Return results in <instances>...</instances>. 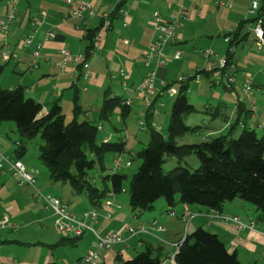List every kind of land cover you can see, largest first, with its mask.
Segmentation results:
<instances>
[{
  "label": "crops",
  "instance_id": "1",
  "mask_svg": "<svg viewBox=\"0 0 264 264\" xmlns=\"http://www.w3.org/2000/svg\"><path fill=\"white\" fill-rule=\"evenodd\" d=\"M85 1L94 4L96 16L87 19L88 13H86L84 18H66L64 16L65 0H0V18L7 17L11 12L15 13L9 32L7 34L0 32V53L2 54L4 50L11 52L9 57L0 55L1 64L4 66L3 72L8 77V87L23 84L27 93L43 104V111H47L56 99L61 102L63 108L64 105L74 107L77 94L82 107L86 106L85 114L89 116L91 115L89 108L93 110V115H100L107 91L112 95H120L121 91L126 93L121 96L127 98L132 106L135 102L132 96L145 100L140 93L139 85L151 69L158 71L157 89L163 88L164 81L177 82L181 75L192 76L199 70L207 69L209 74L204 79H195L200 81L197 82L199 86H202L206 80L210 85V88L208 87L211 91L210 95L216 100V103L207 102L205 105L206 110H212L209 113L214 119L213 122H207L208 132L205 138L226 132L231 127V123L238 118L242 121L241 124L244 123L245 126L257 131H264V47L258 46L255 36L253 40L246 38L235 47L233 58L239 69V78L245 72L253 80V93L244 95L242 92L232 91L223 86L221 91L212 89L220 86L212 83L215 73L210 69L209 60L203 55V49L211 48L222 57L226 56L228 46L223 36L221 40H218L214 35L212 6H216L213 0H126L124 7L127 9L128 25L123 24V17L120 15L113 18L110 30L104 34V41L88 57L91 62L88 78L80 77L82 70L71 60L63 66L57 65V62L62 59L60 52L65 47L72 53H87L89 45V40L86 38L87 29L99 26L101 16L104 13H112L119 0ZM244 4H248V9L250 8V0H234L233 7L237 5L241 8ZM180 5L186 6L193 12V19L179 27L177 31L180 37L166 46L168 64L158 68L157 58L152 56L150 68L147 67L144 64L143 53L156 41L158 34L151 20L154 10L161 8L165 15H169L175 13ZM227 29L230 28L225 30ZM51 30L55 31L54 37L47 36ZM29 35H32L30 44L21 47L19 43ZM37 42H42L43 46L37 56L38 66L33 67L31 62ZM179 49L182 50L181 56L174 58L175 52ZM122 70L126 75L122 74ZM189 86L188 92L192 89L191 84ZM163 105H165L164 101L159 104V106ZM253 105L257 106L254 111ZM158 112L157 106L155 114ZM114 113L121 115V109H115ZM101 124V130H103L104 124ZM154 125L157 128L160 127L155 122ZM111 134L106 135L104 139H111ZM0 153L8 155L2 150ZM1 161L2 158H0ZM9 172V169L5 172L0 170V223L5 218H8L9 223L6 228L0 225V264H4L5 261L10 264L55 262L52 253L49 252V248L54 247L49 244L55 242L46 237L47 231L52 228L56 230L52 210L46 208L42 201L31 196V189L28 186L24 187L25 184L19 183V187L12 186V181L15 179ZM40 186L42 187L41 184ZM80 201L81 204L85 203L84 199ZM115 202L116 204L110 209L101 210V219L97 227L103 228L104 232L116 230L123 235L127 233L126 238H132L134 236L129 234L125 228L126 225L137 227L150 223L151 220L146 222L142 220L144 212L134 211L131 206L126 207L119 195ZM87 203H89L88 206L86 203L79 204V208L71 209L79 214L93 207L89 199ZM117 204L120 206L117 207ZM186 206L192 214L188 222L181 219ZM161 208H165L167 212V202H161ZM129 209L133 211V214L138 212V216L132 215ZM172 210L174 215L164 214L163 220L155 217L165 226V230L161 232L153 230L151 234L141 235L137 239V241L142 240V243L137 242L141 243L138 249L148 245L163 246L165 256L162 264H169L172 243L182 238L185 232L191 233L203 226L218 233L229 250L236 251L244 264L256 262L264 264V217L260 216L251 203L235 199L226 203L224 208L218 211L200 204L177 201ZM106 213L112 214L111 220L104 217ZM222 216H238L246 226L240 227L239 222L230 218L224 219ZM14 223L20 225L19 232L13 230ZM35 223H41L42 237L38 236L40 234L38 227L31 228ZM85 234L86 232L82 239ZM92 235L93 240L94 235ZM59 236L62 237L60 234ZM127 242L124 248L131 249L132 246ZM116 250L122 258L123 251ZM101 251L104 257L105 250ZM82 256H75V260L70 262L67 257L58 254V260L61 264H78V259Z\"/></svg>",
  "mask_w": 264,
  "mask_h": 264
},
{
  "label": "trees",
  "instance_id": "2",
  "mask_svg": "<svg viewBox=\"0 0 264 264\" xmlns=\"http://www.w3.org/2000/svg\"><path fill=\"white\" fill-rule=\"evenodd\" d=\"M125 2L126 0L118 1L116 9L109 14L111 21L119 15V9L124 6ZM250 3L252 4L251 0ZM250 8L248 16L239 20L237 28H230L231 31L225 30L223 35V40L228 45L225 57L229 63H235L233 59L235 47L247 38L249 32H253L252 28L260 18L264 20V0L260 1L256 12H251ZM104 22L105 17L101 16L99 26L87 29L88 57L91 54L90 51L97 48L95 45L96 35L101 31ZM227 37H229L228 42L225 41ZM0 55L2 56L1 53ZM3 67L0 63V79ZM79 68L82 70L80 77H83V68L81 65ZM200 71L205 76L209 74L207 69ZM190 81L187 83L178 82L180 84L179 92L174 98L166 133L160 131L153 122L156 102L164 92L159 93L153 103L148 105L145 119L149 125V142L136 152H130L127 146L128 139L125 137L117 141L105 139L98 142L97 137L101 129L99 125L102 122L96 123L90 119L79 120V116L84 110L77 94L74 99L73 119L66 122L62 104L58 99L51 103L47 111H43V104L29 95L23 84L5 88L0 81V125L4 121L16 122L21 139L17 140V158L14 159H20L25 153L27 146L24 144V140H31L37 135L42 136L45 143L40 146V157L49 169L51 180L69 183L76 193H82L88 197L93 207L86 210L98 212V221L95 223L97 229L101 219V210L106 208L105 201L111 199L115 205L117 196L123 192L129 193V204L134 211H151L155 208V203L162 197L166 199L168 209L164 213L168 215H174L172 207L177 204V201L200 204L221 211L227 202L241 199L254 205L260 216L264 217V133L259 134L256 129L245 126L244 123L241 124L242 121L238 118L222 134L202 138L199 141H180L188 133H196L202 128L201 125H189L186 122L187 115L197 110L188 96ZM168 83L174 84L175 82ZM212 83L216 85L213 80ZM223 87L225 88V86ZM117 108L121 109L124 121L131 113L132 105L127 98L117 94L112 95L107 91L102 103L100 119H110ZM208 112H212V110ZM239 125L242 130L235 134L234 131ZM109 152L115 154L114 167L116 169L124 165H132V159L125 157L126 152H130L131 157L140 159L141 163L128 182V186L126 185L128 175L119 171L104 174L102 186L96 184L95 179L91 176V171L97 165L103 170L106 169L104 159ZM193 154L199 159V166L191 170L183 163L188 156ZM167 155L176 157L178 164L165 171L164 163ZM119 156L123 160L120 165H116L115 160ZM38 187L43 190L40 185ZM63 202L67 203L68 208L73 211L68 202L65 200ZM119 206L117 204V207ZM107 215L108 213L104 217L111 220L112 214L111 217ZM135 215L138 216V212ZM183 215L184 213L181 215L182 220ZM140 226H144L146 231L140 230ZM159 226H162L163 229H160ZM12 227L14 231L20 229L18 223L12 224ZM130 228L127 230L132 236L151 234L154 232L153 230L157 232L165 230V226L157 218L148 225ZM87 231L85 230L84 233ZM83 234L76 237L62 236L59 241L49 245L56 247L66 242L75 243ZM123 237L124 241L114 243L109 248L125 243L130 238H126L124 235ZM96 239L94 235V242ZM181 239L172 243L169 257L176 250L175 243ZM137 242L142 243V240ZM141 243H137L138 246H141ZM164 256L163 246L148 245L133 257L122 259L117 255V259L120 260L119 264H162ZM176 260L179 264H244L236 251L229 250L226 242L218 233L203 226L187 234L176 253ZM46 264H56V262L49 261Z\"/></svg>",
  "mask_w": 264,
  "mask_h": 264
},
{
  "label": "built area",
  "instance_id": "3",
  "mask_svg": "<svg viewBox=\"0 0 264 264\" xmlns=\"http://www.w3.org/2000/svg\"><path fill=\"white\" fill-rule=\"evenodd\" d=\"M261 0H251V12H256L259 8ZM216 6H226L231 7L234 3V0H213ZM66 9L64 16L66 18H84V14L88 13L87 19L97 15L96 8L92 2H87L85 0H65ZM119 15L123 17V24L128 25L127 19V9L122 6L119 9ZM105 17L104 25L101 28V31L96 35V47L100 46L104 41V34L107 32V29L111 26L112 21L109 18V14L104 13L102 15ZM15 13L11 12L7 17L0 18V32L7 34L9 32L10 23L14 20ZM193 19V12L190 11L186 6L180 5L178 11L169 15H165L160 8H156L153 12L152 24L157 30V39L151 47L143 53L145 65L150 66L151 57L156 56L158 68L165 66L169 62V58L165 52V47L168 43L175 41L180 37L177 29L185 24V22ZM232 29H227L231 31ZM252 31L255 35L256 42L258 46L264 47V20L260 18L252 28ZM48 37H54L55 31H49L47 33ZM32 40V35L26 36L19 43L21 47H26L30 44ZM225 41H229V37L225 38ZM43 43L37 42L36 49L34 53V58L31 62L33 67L38 66L37 56L39 51L42 49ZM95 49H92L90 52H93ZM182 54V50H177L174 54V58H179ZM204 56L209 60V67L215 73L213 77V82L216 85H223L225 88L242 92L244 95H250L253 93V80L249 77L248 74L244 72V75L239 78L238 76V66L236 63H229L225 56H219L216 51L211 48L204 50ZM11 52L4 50L2 56L9 57ZM61 60L57 62V65L63 66L67 61L71 60L76 66L81 65L83 68V76L88 78L91 72V62L88 59L87 53H72L68 48H63L60 52ZM123 75L126 73L122 70ZM157 69H151L143 81L139 85V90L148 105H151L155 97L162 92H167L171 97H175L179 92V86L176 87L174 84H169L168 82H163V88L157 89L156 78H157ZM205 74L202 71H198L195 75L187 76L181 75L178 77L177 82L187 83L192 79L202 80L204 79ZM128 102H130L128 100ZM162 104V101L159 102ZM257 108L256 105L252 106L254 111ZM155 112L157 108L155 107ZM141 127H145V122L143 119L140 120ZM99 128H102V124L99 125ZM2 161L0 162V170L5 172L6 169H9L12 173V177L16 179L20 184H29L33 187V197L39 201H42L46 208L52 210L54 214V225L57 232L61 236H80L84 233L85 230H91L96 236V241L93 244V248L89 249L83 257L78 259V264H103V256L101 250L109 248L114 243L124 241V237L120 231H108L104 232L103 228H95V223L98 221V212L95 210H85L83 214L78 215L76 212L71 211L68 208L67 203L51 193H46L37 185V174L33 169H29L25 162L22 159L10 158L8 155H3L0 153ZM122 158L119 156L115 163L120 165L122 163ZM7 164H5V163ZM114 205L113 200L107 199L104 203L106 208H111ZM191 212L189 208H185L183 215V221L188 222L191 218ZM111 217V214L107 215ZM224 219H232L239 222L240 227H245L246 225L240 220V217L233 216H222ZM8 218H5L1 221V226H7ZM17 227V225H15ZM252 226V225H251ZM126 229L130 230L131 228L126 225ZM160 229H163L162 226H159ZM142 231H146L144 226L139 228ZM185 232L181 241L175 243L176 250L169 257V264H179L176 260V253L180 249L181 243L187 236ZM1 246V244H0ZM4 264H10L6 262Z\"/></svg>",
  "mask_w": 264,
  "mask_h": 264
},
{
  "label": "rangeland",
  "instance_id": "4",
  "mask_svg": "<svg viewBox=\"0 0 264 264\" xmlns=\"http://www.w3.org/2000/svg\"><path fill=\"white\" fill-rule=\"evenodd\" d=\"M212 8H213L212 11L214 12V14H212L214 15L212 17L213 18L212 26L214 28V35L218 40L219 39L221 40V37L224 35L226 28H233V29L237 28L239 20L245 18V16L248 13L247 12L248 4H244L241 8H238L237 5L231 8L230 7L219 8L217 6L216 7L212 6ZM247 38L253 40L254 39L253 32H249ZM1 62L2 59L0 57V63ZM7 79L8 77H6L4 72H2L0 81H1V85L5 88L8 87ZM196 80L192 79L190 81L192 89L190 92H188V96L190 98V101L193 102V104L196 106L197 110L187 115L186 122L189 125H201L202 128L196 133H188L187 135L183 136L180 139V141L186 140L188 142H193L205 138V134L208 132L207 122L214 121L212 115L209 112H207L205 109V105L207 102L216 103V100L210 95L211 92L209 91L210 85H208L209 83L207 84V81L204 80L203 82L204 84L202 86H199L198 83L200 81H196ZM174 85L178 87L180 84L178 82H175ZM212 89L213 91L222 90L221 86L220 87L217 86L216 88H212ZM124 94L126 95V93L122 91L120 92V95H124ZM132 99L135 102L132 106L131 113L124 119V121L123 119L121 120L122 117L121 115H117L115 113L113 114V116H111L110 119L101 120L100 115L98 114L93 115V110L91 108H89L90 110H88L91 115L87 116L85 114L86 106L83 107L84 112L80 114L79 120L83 121L84 119L88 118L90 120L95 121L96 123L101 121L104 124V129L99 130L97 137L98 142L104 141L105 136L112 133L111 140L117 141L120 140L122 137H125L128 139L127 146L130 152H136L138 149H141L142 147L146 146L149 142V138H150L149 125L148 123H146V119H145V114L148 110V104L146 103L145 100L139 99L137 97L132 96ZM160 100L164 101L165 105L159 106ZM173 100L174 97H171L167 92H164L160 96V99H158V101L156 102L157 105L155 104L156 108L158 106L159 112L154 114L153 122L160 125L158 129L165 133L167 132V128L170 121V115L173 107ZM63 112L65 113L66 116L65 117L66 122H69L73 119L74 116L73 105L72 106L64 105ZM141 118H143L145 122V129L141 128L142 126L140 123ZM241 130L242 127L239 125L237 126L235 133L238 134L240 133ZM258 132L259 134L264 133V131L262 130H258ZM20 139L21 136L17 131V126L15 121L12 120L4 121L0 125V150L5 152L12 158H17L16 155V148L18 147L17 140ZM44 143L45 140L42 138L41 135H37L31 140H24V144L27 146V149L23 154V156H21V158L26 163L27 167L29 169H34L37 172L38 185L41 184L46 192H51L60 195L63 198V200L68 201L72 209L76 207L79 208V204L84 205L86 203V206H88L89 205V203H87L88 198H86L85 194L76 193L72 189L69 183H64L62 181L54 182L51 180L49 169L47 165H45V163L43 162L42 158L40 157L41 154L40 146ZM130 152H126L125 157L126 159H130V158L132 159V165L130 166L124 165L118 169L114 167L115 154L112 152L107 153L104 159V164L106 166V169L103 170L99 167V165H97L91 171V176H93V178L95 179L96 184L100 186L103 185L102 176L104 174L113 171H119L122 173H126L128 175L127 183H126V185L128 186V182L130 181L133 174L137 171L141 163L140 159L131 157ZM177 164L178 163L176 157L167 155L166 161L164 163V170L168 171ZM183 164L189 169L194 170L199 166V159L196 157V155L193 154L191 156H188ZM12 186L19 187V182L15 179V181H12ZM27 186L29 187V189H31V196H33V191H34L33 187L29 184H25L24 187ZM119 198L122 200V202L126 207H130L128 192L120 193ZM83 199L85 203L81 204L80 200ZM161 202H166V199L164 197L160 198L155 203V208L153 210L144 211V214L142 215V220H144L145 222L150 220L152 221L154 220L155 217H157L159 220L160 219L163 220L162 216H164L165 214L164 213L165 208L163 209L161 208ZM254 208L256 209L255 206ZM129 210L131 211L132 215H135L133 214V211L131 209ZM83 212L84 211L79 212V215L83 214ZM29 214H31V212H29ZM148 224L149 223H147V225ZM35 227H38V232L40 233L41 223H35L31 228H35ZM46 234H47L46 237H49L53 242H57L61 238L59 234L56 232V230L53 228L47 231ZM92 234L93 233L91 231H87L84 238L77 239L75 243L66 242L64 244L53 247L52 249L49 248V252L52 253L53 255V260H55L57 264H61L58 260V254H62L63 257H67L70 262L75 260L74 258L75 256L84 255L89 249L93 248L94 237L92 240L91 237ZM38 236L42 237V234L40 233L38 234ZM124 236L127 237L128 234L124 233ZM139 237H141V234L135 235L132 238L130 237L127 244L132 246L131 249H125L124 247L126 243H122V244H116L111 248L105 250L104 259H106V264H119L120 260L117 259L118 251L116 249H121V251H123L122 259H128L130 257H133L138 251L145 249V248L138 249V247L140 246H137L136 244H137V239ZM51 240H47V241H51Z\"/></svg>",
  "mask_w": 264,
  "mask_h": 264
}]
</instances>
